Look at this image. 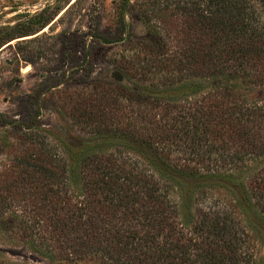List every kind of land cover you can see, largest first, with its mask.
<instances>
[{
    "label": "trees",
    "instance_id": "obj_1",
    "mask_svg": "<svg viewBox=\"0 0 264 264\" xmlns=\"http://www.w3.org/2000/svg\"><path fill=\"white\" fill-rule=\"evenodd\" d=\"M259 1L264 18V0ZM205 2L207 11L214 0ZM209 13L213 16L204 22L187 24L188 16L181 23L188 25L181 29L184 46L175 62L158 67L170 80L163 96L177 115L161 114L160 134L154 131L156 137L142 142L159 173L156 182L99 154L104 144L59 142L66 154L59 166L39 157L35 165L19 162L0 171L5 185V197L0 188V239L52 264H223L225 247L206 241L226 231L223 221L194 220L191 214L174 218L178 208L170 193L191 163L203 169L198 177L230 183L237 209L257 212V221L264 223V21L258 26L245 13L238 24L230 16L218 20L216 10ZM37 17L41 29L52 18L48 5ZM157 143L185 148L187 169ZM35 148L18 158L33 159ZM242 171L251 174L244 184L236 176ZM7 197L17 204L4 203ZM202 234L209 236L197 242ZM0 264L25 263L0 253Z\"/></svg>",
    "mask_w": 264,
    "mask_h": 264
},
{
    "label": "rangeland",
    "instance_id": "obj_2",
    "mask_svg": "<svg viewBox=\"0 0 264 264\" xmlns=\"http://www.w3.org/2000/svg\"><path fill=\"white\" fill-rule=\"evenodd\" d=\"M205 3L0 0V38H7L0 43V171L19 162L35 165L33 160L39 157L59 166L58 161L66 158L59 142L72 146L97 142L104 144L99 154L156 182L159 173L150 165L152 155L142 142L156 137L154 131L160 134L161 114L177 115L163 96V86L170 80L158 67L175 62L173 57L184 46L181 29L188 25L181 23L188 16L192 20L187 24L204 22L213 16L209 10H216L218 20L230 16L238 24L244 23L245 13L258 26L264 21L259 0H214L207 11ZM47 5L52 18L39 29L37 15ZM161 144L154 146L160 150ZM33 146V159L18 158L28 156ZM182 150V146L163 148L162 153L182 169ZM188 167L186 178L183 175L170 193L178 208L175 220L191 214L194 220L206 216L223 221L226 231L218 233L216 241L210 240L215 236L211 233L198 235L197 242L209 236L206 241L222 244L228 258L223 264H264V223L257 221V212L237 209L230 183L203 179L196 173H204L203 169H194L193 163ZM249 175L236 174L242 184ZM0 183L5 197V185ZM4 199L7 205L17 204ZM260 203L264 205V200ZM253 222L257 227H252ZM0 253L18 263L52 264L3 239Z\"/></svg>",
    "mask_w": 264,
    "mask_h": 264
}]
</instances>
